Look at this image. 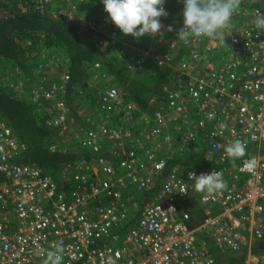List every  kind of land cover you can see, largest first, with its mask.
I'll list each match as a JSON object with an SVG mask.
<instances>
[{
	"label": "built area",
	"instance_id": "2783aa9c",
	"mask_svg": "<svg viewBox=\"0 0 264 264\" xmlns=\"http://www.w3.org/2000/svg\"><path fill=\"white\" fill-rule=\"evenodd\" d=\"M36 1L53 18L105 37L102 51L128 72L140 71L150 58L160 68L176 63V78L174 89L152 98L148 111L120 87L103 88L99 120L77 130L65 99L67 69L54 79L39 64V79L23 82L19 69L0 70V88L39 107L48 104L46 125L79 142L82 156L58 183L21 162L28 146L0 118V264H45L47 252L58 246L62 264H216L217 253L241 254L239 264H264V251L253 253L264 241V29L254 23L264 15L251 8L263 0H244L250 6L236 10L238 26L226 30L224 40L151 36V46L135 58H124L107 41L119 35L106 12L83 21L76 6L52 11L51 0ZM88 71L100 84L110 81L99 62ZM107 114L119 125H111ZM236 140L246 143V155L233 160L225 149ZM49 150L63 151L58 145ZM190 156H200L204 166L170 169L173 159ZM246 159L257 161L251 173L242 171ZM213 171L222 173L226 189L195 191L194 174ZM186 201L204 216L196 227L181 207Z\"/></svg>",
	"mask_w": 264,
	"mask_h": 264
},
{
	"label": "trees",
	"instance_id": "16d2710c",
	"mask_svg": "<svg viewBox=\"0 0 264 264\" xmlns=\"http://www.w3.org/2000/svg\"><path fill=\"white\" fill-rule=\"evenodd\" d=\"M51 10L56 8L76 6L82 9L78 0H51ZM244 0H241L239 9L249 8ZM102 7V9H100ZM169 15L161 18L162 24L171 26V31H176L183 25V3L181 0H165L164 5ZM99 13L104 11V5L100 6ZM251 8L259 9L264 15V0L257 1ZM250 11L252 9H249ZM105 12V11H104ZM103 13V12H102ZM81 15V14H80ZM233 20H236L233 17ZM116 27V26H115ZM119 37L139 50L138 57L151 46V36L140 40L131 35L125 36L117 27ZM101 35L85 31L79 22L71 23L64 17L54 19L36 0H0V68L9 73V70L19 69L22 75L18 80L37 79L40 63L49 61L45 49L57 50L59 56L65 60L68 67L69 81L66 85V102L71 108L76 123H84L83 115L78 114L79 100H87L90 94L89 80L93 73L88 67L95 62H100L103 68L113 78L121 90L128 93L141 111L154 109L150 103L152 98H165L169 91V83L173 79L175 69L171 66L160 68L153 59H147L140 71L131 75L125 68V63L114 59L110 54L102 51ZM92 39V41H91ZM129 56H125L127 58ZM48 67V66H47ZM56 70V69H55ZM58 72L56 70V75ZM51 74V75H52ZM43 107L33 103L28 96H16L10 88H0V118L5 119L16 135L28 146L26 154L21 162L36 166L49 174L56 182L61 183L62 172L70 170V165H75L82 158L70 141L64 140L59 131L49 128L46 123L49 115ZM56 141H59L56 143ZM58 145L62 152L52 153L50 146ZM184 162V163H183ZM180 164V165H179ZM189 166L194 169L203 167L200 156L189 159L177 158L173 160L170 169L177 166ZM189 211L190 203L184 202L181 206ZM201 220L203 219L200 215ZM200 219L192 217L191 226H198ZM264 251V241L254 245L253 253ZM244 257L240 255H218L216 264H239Z\"/></svg>",
	"mask_w": 264,
	"mask_h": 264
},
{
	"label": "clouds",
	"instance_id": "9594fccd",
	"mask_svg": "<svg viewBox=\"0 0 264 264\" xmlns=\"http://www.w3.org/2000/svg\"><path fill=\"white\" fill-rule=\"evenodd\" d=\"M99 2L104 5V11L108 14L107 20L125 36L131 35L136 40L146 36L162 35L161 18L169 15L164 7L165 0H99ZM181 2L183 3V27L177 33V39L184 43H188L192 38L202 37L224 40L226 30L234 27L233 17L241 4V0H181ZM254 23L257 28L264 29V18L258 17ZM169 30H172L171 26ZM44 51L49 61L40 64L51 74L57 70L58 73L52 74V77L58 79L60 70L57 60L60 58H52V53L56 50L45 49ZM51 61L56 62L57 65L51 64ZM246 147L245 142L236 140L226 147L225 152L229 158L236 160L245 157ZM256 165L255 159H246L242 171L251 173ZM194 175L197 192L218 193L227 187L220 172L213 171L199 175L195 173ZM63 252V247L59 246L54 251H48L45 264H62Z\"/></svg>",
	"mask_w": 264,
	"mask_h": 264
},
{
	"label": "rangeland",
	"instance_id": "374dc122",
	"mask_svg": "<svg viewBox=\"0 0 264 264\" xmlns=\"http://www.w3.org/2000/svg\"><path fill=\"white\" fill-rule=\"evenodd\" d=\"M80 2V4L82 5V9L78 8L79 9V12L81 14V17H82V20L83 21H95L94 19H96V17L101 14H104L105 12L102 10L101 13H99V11H101L100 9H102V7L100 8V6H102L103 4L99 2V0H78ZM100 8V9H99ZM169 29V27H167ZM162 34H163V31H161ZM177 34L176 33H173L171 35V37L173 36H176ZM116 39L117 41H111L110 39H107V41L113 43V46L116 44V47L114 48V50L117 52V49L119 48L120 50H118L120 53L124 54L125 56H132V58H135V57H138L137 55L140 53L139 50L137 49V47L131 45L130 43H128L127 41H125L124 39L122 40L119 36H116ZM104 41H105V37H104ZM110 48H113V47H110ZM158 50V48H156ZM52 58H60L58 59V68L59 70H63V62H62V57L59 56V53L58 51L56 50L55 52L52 53ZM64 61V60H63ZM97 78V77H95ZM93 78V79H90L88 84L91 86H95L94 83H96V79ZM114 81L110 79V81L108 83H106V86H114L116 85L115 83H113ZM97 84V83H96ZM105 85V84H104ZM117 86V85H116ZM88 98L89 95H88ZM79 104H78V114H82L83 117H87V118H90L92 116H95V106H96V101L95 100H79L78 101ZM93 120L92 122H95L96 119ZM91 122V123H92ZM80 124L79 123H76V120H75V125L73 127V129H80ZM59 141H56V143H58ZM73 142L69 144H67L68 146H66L64 149H68L69 147H73L72 145ZM79 143V142H77ZM107 144V143H106ZM105 145V144H104ZM69 171H67L68 173ZM69 177V176H68ZM189 212H191V215L192 217L194 218H197V219H200V215L202 216V218L204 217L202 212L200 211V209L196 206V205H190V208H189Z\"/></svg>",
	"mask_w": 264,
	"mask_h": 264
},
{
	"label": "crops",
	"instance_id": "0c3cea01",
	"mask_svg": "<svg viewBox=\"0 0 264 264\" xmlns=\"http://www.w3.org/2000/svg\"><path fill=\"white\" fill-rule=\"evenodd\" d=\"M233 24H234V27H232V30L235 28V27H237L238 26V23H237V20H233ZM163 25V27H162V29H161V31H163V36H165V37H168V36H170L171 37V35L173 34V33H176V31H170L168 28H167V26L165 25V24H162ZM179 29V28H178ZM230 30V29H229ZM235 30V29H234ZM228 31V30H227ZM173 37H175V36H173ZM162 50H165V48H163ZM57 62H60V61H58L57 60ZM62 62H63V70L64 69H68V67L66 66V61L64 60H62ZM95 63H97V62H95ZM100 63V62H99ZM174 65V67L172 66V68H174L175 70H176V68H177V64L176 63H174L173 64ZM134 73H131V75H133ZM94 76H95V74H93ZM93 76V77H94ZM173 77V79L170 81V83H169V91L171 90V88L172 87H174L173 86V84L175 83V78H176V72H175V74H174V76H172ZM93 79V78H92ZM111 80H113V78L111 77L110 78ZM35 80V79H34ZM19 81H21V82H23V80H19ZM96 81V83H94V85L95 86H93V85H91L90 86V94H89V97L90 98H88V100H95L96 101V106H95V116H92V117H90V118H87V117H84V119H83V121H84V123H80V129H87V128H89L90 127V124H91V122L93 121V120H91V119H93L94 118V120L96 119V121H98L99 120V117H100V111H99V107H98V94L100 93V92H102V90H103V88H105V87H109V86H106V84L105 85H103L104 83L102 82L101 84H100V81H98V80H95ZM114 83V82H113ZM32 84V83H31ZM31 84L28 86L29 88H31L30 86H31ZM114 86H116V85H114ZM118 86V85H117ZM119 87V86H118ZM172 89H174V88H172ZM168 91V92H169ZM173 91V90H172ZM65 99H66V95H65ZM107 118L113 123H111V125H116L117 124V126L119 125L118 124V122L116 123L115 121H114V119H115V117L114 116H112L111 114H107ZM74 120H76L75 118H74ZM95 121V122H96ZM76 144H78V143H76ZM74 149H76V151L78 152V150H79V146L77 147V145H74ZM110 145L107 143H105V145H104V155H106V156H108V157H110V155H109V152H110ZM66 149H64V151H65ZM193 156H190L189 158H192ZM189 158H186V159H189ZM184 159V158H183ZM173 160H175V159H173ZM173 160L171 161V164H172V162H173ZM177 160V159H176ZM184 163V162H183ZM170 164V165H171ZM180 165V164H179ZM73 169H74V165L72 166V165H70V171H69V173L70 172H72L73 171ZM65 171L67 172L68 170H67V168L65 169ZM63 173V172H62ZM202 221H203V219H202ZM202 221H200L199 222V224L202 222Z\"/></svg>",
	"mask_w": 264,
	"mask_h": 264
}]
</instances>
